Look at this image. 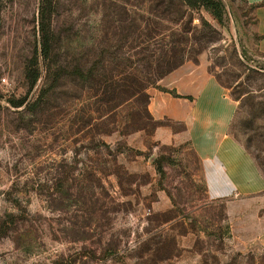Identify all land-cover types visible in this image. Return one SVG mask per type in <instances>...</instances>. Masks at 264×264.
Masks as SVG:
<instances>
[{
  "label": "rangeland",
  "instance_id": "obj_1",
  "mask_svg": "<svg viewBox=\"0 0 264 264\" xmlns=\"http://www.w3.org/2000/svg\"><path fill=\"white\" fill-rule=\"evenodd\" d=\"M260 6L0 0V264H264V193L221 197L149 108L222 86L264 175Z\"/></svg>",
  "mask_w": 264,
  "mask_h": 264
},
{
  "label": "crops",
  "instance_id": "obj_2",
  "mask_svg": "<svg viewBox=\"0 0 264 264\" xmlns=\"http://www.w3.org/2000/svg\"><path fill=\"white\" fill-rule=\"evenodd\" d=\"M249 4H262L264 0H248ZM261 24L264 22L262 19ZM264 55V39L257 46ZM207 95L205 87H202ZM210 97L200 96L192 101L166 99L165 104L150 103L155 121L168 119L183 125V131L171 135V142H191L194 152L201 156L207 185L221 186V197L241 195L246 197L264 193V175L254 158L231 132L233 120L239 111V100L227 96L224 88L213 87ZM180 104L185 112H176ZM165 132V131H164ZM209 168V169H208Z\"/></svg>",
  "mask_w": 264,
  "mask_h": 264
},
{
  "label": "trees",
  "instance_id": "obj_3",
  "mask_svg": "<svg viewBox=\"0 0 264 264\" xmlns=\"http://www.w3.org/2000/svg\"><path fill=\"white\" fill-rule=\"evenodd\" d=\"M159 91L163 92V93H166L168 95H170L172 98H176V99H186L188 101H192V97L191 96H180L178 95L174 90L172 91H168V90H165V89H160ZM237 100V99H235ZM238 140V139H237ZM240 142V141H239ZM242 144V143H241ZM243 145V144H242ZM244 149L254 158V160L256 161L257 165H258V162L256 160V157L253 156V154L247 149V147L245 145H243ZM259 167V165H258ZM161 171V170H160Z\"/></svg>",
  "mask_w": 264,
  "mask_h": 264
}]
</instances>
